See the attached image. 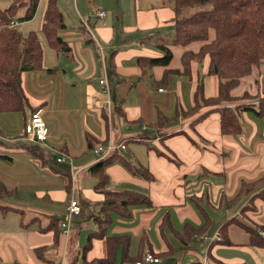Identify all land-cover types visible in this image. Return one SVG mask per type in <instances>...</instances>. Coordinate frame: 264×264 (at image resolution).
<instances>
[{"label":"crops","instance_id":"0c3cea01","mask_svg":"<svg viewBox=\"0 0 264 264\" xmlns=\"http://www.w3.org/2000/svg\"><path fill=\"white\" fill-rule=\"evenodd\" d=\"M74 2L80 23L73 19L71 26L83 27L85 19L93 36L68 24L60 34L70 50L56 51L46 41L44 68L23 73L27 111L0 112V264H56L59 259L85 264L107 256L109 236L127 241L126 251L124 245L117 247L116 264H134L146 247L160 253L159 264H264V247L252 245L250 233L237 222L264 225V115L237 108L262 109L264 62L233 87L237 101L230 106L242 125L240 133H222L215 110L191 124L204 108L158 128V111L171 117L195 105L201 79L206 96L218 94L219 78L208 71L209 56L184 55L198 52L203 43L173 44L174 34L167 32L174 26L173 8L157 9L150 0L141 4L147 11L139 7L126 18L127 26L116 24L122 22L118 12L110 15L90 2L82 4L86 12L81 14ZM95 7L107 11L104 19L92 15ZM166 40L173 52L168 66L139 62V57L162 56L154 45ZM101 79L108 82V92ZM34 108L44 109L50 147L25 138ZM89 138L96 144L123 141L127 147L120 153L133 166L147 168L152 178L133 175L116 161L104 169L108 187L97 188L99 178L90 168L101 158L89 147ZM60 151L69 159L57 161ZM126 192L149 201L127 206L125 214L107 208L118 206ZM73 196L82 211L72 218L70 246L71 237L59 228ZM102 211L111 218L107 236L93 238L83 251L90 233L100 228L95 217ZM231 219L237 221L227 227L230 243L223 244L219 230ZM53 221L58 235L48 228ZM206 224L182 241L187 226Z\"/></svg>","mask_w":264,"mask_h":264},{"label":"trees","instance_id":"16d2710c","mask_svg":"<svg viewBox=\"0 0 264 264\" xmlns=\"http://www.w3.org/2000/svg\"><path fill=\"white\" fill-rule=\"evenodd\" d=\"M40 0H12L7 8H0V112H26L29 106V98L23 87V73L27 71H37L44 68L43 44L39 34L31 30L27 35H23L19 26H10L13 20L24 22L35 17ZM174 17V38L173 44L188 45L193 42H201L198 52H189L185 57L199 58L206 55L210 58L209 73L215 74L219 78V92L216 96H206L204 92L203 80L199 82L194 93V104L188 110L179 109L171 117L158 111L155 125L162 128L169 121L179 116H188L205 109L191 124L203 119L210 111H218L220 114V127L224 134H238L242 131V125L235 110L230 106L237 99L232 95L233 87L238 86L241 79L249 75L253 68L264 62V0H171ZM204 7L186 16V10L191 7ZM24 9V14L19 15V11ZM41 31L46 38L51 49L56 51H68L70 46L62 38L60 31L66 28L65 14L60 9L58 0H47L44 10V20ZM83 22V21H82ZM20 23V24H21ZM83 25L86 26L83 22ZM87 27V26H86ZM166 41L155 43V47L163 51L160 57H139V62L146 66H168L173 58V52ZM49 71L54 68H48ZM264 105V100L261 101ZM251 105L239 104L237 108L253 109L259 115H264V109L257 110ZM261 108V107H260ZM37 108H34V111ZM28 120V119H27ZM27 122V121H26ZM26 125V123H25ZM88 145L94 149L104 142L92 141L89 138ZM121 162L133 175L143 176L151 179L150 171L143 166H133L123 154L114 152L109 156L93 164L91 172L99 178L97 188L106 189L108 187V176L104 169L111 163ZM103 190V191H104ZM242 192V188H241ZM122 202L114 208L121 214H125V208L131 204L148 202L143 199L142 194L126 192ZM240 195V194H239ZM238 198V197H237ZM235 198L234 200H237ZM111 204V203H110ZM247 207L243 208V211ZM106 211V209H104ZM104 215H97L95 220L99 224V229L91 232L88 243L83 247V251L89 249L93 238L106 237L107 227L111 223V218L107 212ZM165 217L162 225L167 224ZM237 221L231 219L224 222L219 230L220 242L229 244L227 227L230 222ZM239 225L250 233L252 245L264 247V225L253 227L243 222ZM57 231V223L53 221L48 228ZM207 224L201 229L187 226L182 233V241H188L195 233L204 230ZM190 235V236H189ZM108 254L106 257L96 258L92 261H85V264H116L115 256L118 245H124L126 251L127 241L124 237H107ZM57 243V239L55 241ZM152 252L161 258L160 253ZM84 257V254L82 255ZM86 257V256H85ZM142 253L134 260V263L141 259ZM132 260V259H131ZM129 260V261H131ZM49 262V261H48ZM19 264V263H16ZM53 264V263H49ZM199 264V263H189Z\"/></svg>","mask_w":264,"mask_h":264},{"label":"built area","instance_id":"2783aa9c","mask_svg":"<svg viewBox=\"0 0 264 264\" xmlns=\"http://www.w3.org/2000/svg\"><path fill=\"white\" fill-rule=\"evenodd\" d=\"M92 15L100 19H104L107 15V11L105 9L95 7L93 8ZM83 22L88 27V33L93 36L92 27H90L86 20L83 19ZM20 23L21 22L15 19L11 22V25L16 28L20 25ZM100 83L103 85L104 91L108 92L109 88L106 79H101ZM45 118L46 117L43 108H37L32 111L25 125V138L30 142L39 143L44 147H50L49 139L51 137V132L48 121ZM126 147L127 145L123 141L116 142L109 140L97 145L94 148V152L101 159H103L114 152L125 151ZM67 158L69 159V156L61 152V155L58 156L56 160L65 161ZM81 211L82 207L78 199L74 196L71 197L67 203V212L61 217L60 220V229L64 235L69 236L72 218L80 214ZM260 233L264 234L263 231H260ZM160 262L161 258L155 255L149 247H146L142 253L141 259L137 260L134 264H159ZM59 264H64V262Z\"/></svg>","mask_w":264,"mask_h":264},{"label":"rangeland","instance_id":"374dc122","mask_svg":"<svg viewBox=\"0 0 264 264\" xmlns=\"http://www.w3.org/2000/svg\"><path fill=\"white\" fill-rule=\"evenodd\" d=\"M74 1L75 0H58V3L60 5L61 10L65 13V19H66L65 21H66L67 25L69 24L68 26L70 28H72V29H79L80 31H83V32H84V30L87 31L88 30V27H86V26H83V27H79L78 26L79 28H73L71 26V24H70L71 20H73V19L75 21H78L79 22L78 18L74 15V12L76 10V8H75V2ZM11 2H12V0H0V8H2V9L3 8H7L10 5ZM90 2L92 4H95L96 6L104 7L110 13V15L115 14L117 12L120 15H123L120 18L122 22H117L116 23L118 25H121L123 23L125 26H127L128 25V22H127L128 19H126V18L133 16L135 14V12L138 10L139 7L140 8H143V9H145L147 11V7H143L141 5L143 2H145V0H138V3H139L138 6H136V4H137V1L136 0H97V1H94V0H76V4L79 5V8H80L79 9V12L81 14H83L84 12H86V10L82 8V4H88V5H90ZM46 3H47V0H40L39 1V5L37 7L38 9H37V12H36L35 17L33 19H31V20L22 22L20 24V26H19L18 29H20V31L23 33V35H27L31 30L36 31L39 34L38 36H39V38H40V40H41L44 48L47 50L48 48H47V44H46V38H45V36L43 35V33L41 31V25L43 23L42 21L44 20V10H45V7H46ZM150 4H154L155 8H157V9H159L161 6L163 8H169V9L172 8V6H171L172 5L171 0H150ZM206 7L208 8L209 6H204V7H196L195 6V7L188 8L186 10V16L192 15L197 10H199L201 8H206ZM127 9H128V12L126 14H124L125 11H123V10H127ZM24 11H25L24 9L20 10L19 11V15H23L24 14ZM155 15L158 16V14H156L154 12L153 13V17ZM10 26L13 27L11 25V23H10ZM167 28H168L167 29V32L174 34V26H168ZM163 32L164 33L162 34V36H166L165 31H163ZM87 33H88V31H87ZM128 33L129 32H127V34ZM193 43H196V42H193ZM90 47H94V44H90ZM262 100H264V99H261V101ZM262 106H264V105H262ZM60 153H61V151H60ZM241 201H243V197L241 198ZM217 218L218 217L216 215L215 218H214V221ZM82 220H84V221L81 222L82 225H85V223H86L85 218L82 219ZM247 225H249V224L247 223ZM74 228H75V226L71 222V230H70V233H69V236L71 237L70 246H71L72 239H73V230H74ZM75 235H76V232H75L74 236ZM85 237H87V236L85 235ZM77 242H78V240L76 238L75 239V243H73V245H76ZM57 262L58 263H56V264H59L61 262H64V264H66L64 260H60V259Z\"/></svg>","mask_w":264,"mask_h":264}]
</instances>
